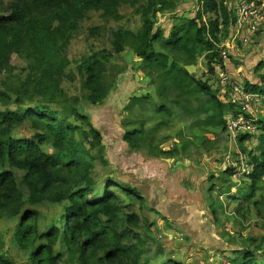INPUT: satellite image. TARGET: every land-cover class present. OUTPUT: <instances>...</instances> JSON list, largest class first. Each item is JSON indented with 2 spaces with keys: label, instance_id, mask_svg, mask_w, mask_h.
I'll return each mask as SVG.
<instances>
[{
  "label": "trees",
  "instance_id": "1",
  "mask_svg": "<svg viewBox=\"0 0 264 264\" xmlns=\"http://www.w3.org/2000/svg\"><path fill=\"white\" fill-rule=\"evenodd\" d=\"M143 1L14 0L11 12L0 15V74L13 77L14 54L28 64L19 86L11 83L9 87V83H5L4 88H0V219L16 221L14 244L30 253L31 264H58L65 254L57 252L54 255L57 243L66 248L70 263L76 260L80 264L95 261L99 264H139L144 255L141 240L138 239L137 244L127 243L128 232L121 230L120 226L123 219L138 225L139 218L135 214H124L130 205L123 206L120 196L112 189L143 201L140 192L107 179L99 193L92 169L93 152L100 151L102 156L104 150L101 131L87 115L77 110L68 114L64 109L58 110L50 105L59 106L61 101H67L61 88V76L69 63L65 51L80 22L90 12L101 13L106 21H119L122 19L121 6L136 8L138 5L143 10L142 29L137 34L122 29L114 33L116 53L123 52L125 45L133 47L136 55L156 72L161 85L160 97L169 100L171 94L176 95L171 104L197 117L203 126L222 127L226 132V115L237 116L239 113L236 104L223 102L218 90H213L196 73L187 70L189 66L196 67L203 57L211 73L215 63L226 69L221 57L223 49L219 46L230 37L231 27L234 28L239 21L236 9L239 0H198L195 17L177 16L169 36L162 29H155L153 17L159 12L174 11L177 3L184 0H148L146 7L141 5ZM263 31L264 23L252 38L257 46H260L258 36ZM97 32L98 29L93 28L91 34ZM106 60L105 56L94 54L83 58L79 66L83 87L89 91L86 100L94 107L105 102L111 93V86L104 83ZM219 83L224 87L232 85L230 79L225 84L220 80ZM245 89L264 94V86L249 81L245 83ZM156 112L170 117L173 109L163 103ZM200 114L205 116L200 118ZM23 125L30 126L31 138L15 135ZM257 125L259 145L248 151L254 166L249 175L251 198L257 182L264 177V118L259 119ZM144 134L143 129L127 131L123 141L131 151L141 149L147 144L145 138L141 144ZM252 136L243 134L238 137L241 153L247 152L245 143L251 141ZM46 146L52 152L45 150ZM156 150L157 155L171 159L181 156L177 149ZM11 169L24 173L27 198ZM226 171L231 175L234 173L232 168ZM45 202L65 203V213L60 225L54 224L41 232L37 225L39 211L27 209L26 204L35 207ZM224 254L226 260L222 264H264V252L255 254L243 249L225 251ZM0 264L12 263L0 255ZM167 264L181 263L172 260Z\"/></svg>",
  "mask_w": 264,
  "mask_h": 264
},
{
  "label": "rangeland",
  "instance_id": "2",
  "mask_svg": "<svg viewBox=\"0 0 264 264\" xmlns=\"http://www.w3.org/2000/svg\"><path fill=\"white\" fill-rule=\"evenodd\" d=\"M147 1L144 0L141 5L146 7ZM197 1H180L174 11L157 13L153 17L155 29L160 28L165 31L166 36H169L177 16L195 17L199 8ZM259 1L261 0H254L249 4L253 12L256 11ZM13 3L14 0H0V15H8ZM240 4L247 5L244 0H241ZM120 14L121 20L106 21L101 13L90 12L88 17L80 22L65 51L69 63L64 69V75L61 76V88L67 101H61L59 106L50 105L58 110L64 109L68 114L77 110L87 115L91 123L101 131L104 150L102 156L100 151L93 152L95 160L92 169V178L97 183L99 193L103 190L107 179L131 188L136 187L141 192L143 201L132 199L120 190L112 189L120 196L123 206L130 205L126 207L124 214H135L139 218L138 225L128 223L126 219H123L120 225L121 230L126 229L128 232L127 243L137 244L138 239L142 242L144 255L139 264H167L172 260L181 264H222L226 260L225 251L247 249L255 254L259 252L262 254L264 252L262 251L264 249V177L257 182L255 194L251 198L252 180L249 175L254 171V166L248 155L249 150L259 145L257 137L260 133L259 126L255 131L257 133L252 134L251 141L245 143L248 150L243 156L249 171L243 173L237 154L240 152L238 140H233L222 127L199 124L197 117L190 116L171 104L170 101L176 95L171 94L169 100L160 97L161 85L156 79V72L136 55L134 48L129 44L125 45L123 52L116 53L113 46L114 33L122 29L137 34L142 29L144 20L143 10L138 5L136 8L123 5ZM93 28L98 29L95 35L91 34ZM231 29L230 37L225 38L219 46L230 56L226 60V69L221 71L215 63L214 72L211 73L204 57L200 58L197 66L191 69L192 73H196L203 81L210 84L213 90H218L219 98L225 103H233V86H221L219 80L223 83L227 78L233 84L237 78H242L252 84H264V31L258 36L260 46H257L252 39L249 45L240 44L246 33L244 26L237 23ZM255 32L251 31L250 34L254 35ZM157 48L160 50V46ZM245 50L248 52L245 53ZM94 54L107 58L104 83L111 86L108 99L96 107L87 102L86 96L89 91L83 87L84 80L79 73L82 59ZM259 61L258 69L255 63ZM12 65L15 68L13 77L10 78L6 73L0 74V88H4L5 83H9V87L11 83L19 86L20 80L25 76L28 66L25 60L14 54ZM133 98L139 100L135 101ZM75 100L77 102H74ZM262 101L256 104L255 120L264 118V100ZM163 103L172 107L173 112L170 117L156 112ZM237 109L239 110L237 116L229 113L226 115L227 122L243 114L239 107ZM204 116L200 114V118ZM71 117L74 115L71 114ZM135 129L144 130L141 144L143 145L144 138L147 144L141 149L131 151L127 149L123 136L127 131ZM15 135L31 138L32 130L29 125H23L18 128ZM137 138L138 136H135V139ZM156 148H162L164 151L177 149L181 156L175 158L180 165L174 166L173 163V167L185 171L191 165L196 171L194 178L190 180L187 178L186 182L182 176L177 179L178 184L174 191L176 199H183L184 207L194 206L193 212L201 214L202 226H182L183 224L173 218L171 206L173 202L164 200L153 185H146L144 180H141L146 178L145 176L150 178L152 175L149 171L145 174L146 170L142 168L147 157L162 160L168 158L157 155ZM45 150L52 152L49 146H46ZM157 161L161 166H165L162 164L165 162L161 160H154V163L157 164ZM227 164H231V167L239 172L237 178L226 171L229 168ZM140 168L144 170V177L137 173ZM133 169H135L132 171L134 173L128 176V171ZM11 171L15 173L17 184L27 198L24 173L15 169ZM165 176L161 177L162 180H165ZM192 180L193 183L188 186L187 184ZM162 184L164 183H160L159 187H162ZM149 189L153 190L152 193ZM145 197L148 198L147 201ZM188 197L190 200L186 202ZM65 205V203L45 202L35 207L26 204V208L39 211L37 225L42 232L54 224L60 225L65 213ZM15 226V220L0 219V255L5 256L12 264H31L30 253L14 244ZM212 241L217 242L218 245H212ZM54 252V255L57 252L65 254V258L63 257L58 264H80L76 260L70 263L66 248L60 243L54 246ZM262 260L263 257L258 262L261 263ZM92 264L99 263L95 261Z\"/></svg>",
  "mask_w": 264,
  "mask_h": 264
},
{
  "label": "built area",
  "instance_id": "3",
  "mask_svg": "<svg viewBox=\"0 0 264 264\" xmlns=\"http://www.w3.org/2000/svg\"><path fill=\"white\" fill-rule=\"evenodd\" d=\"M237 3L236 9L238 10V16L239 21L238 24L240 26H244L246 28L245 37L242 40V43H248L251 41L254 35L250 34L251 31H256L257 26H262L264 23V0L259 1L257 4L258 7L256 8V11L253 12V8L250 7V3L254 2V0H244L247 5H242ZM229 54L227 52H221V57L223 59V62L225 66L227 65L226 60L228 58ZM218 68L223 71L222 64L218 63ZM222 75H225L222 73ZM229 79L225 78L223 84H225ZM245 81L241 78H237L235 82H233V93H234V99L233 104L238 103L237 105L243 112V114H240L237 119L235 120H229L227 122V131L228 134L231 136L233 140H238V137H240L243 134H255L257 132V121L255 120L256 115V104L264 100V94H258V93H251L246 91L245 89ZM264 86V84L262 85ZM263 102V101H262ZM239 155V162H240V168L242 169L243 173H247L249 169L245 166L244 163V156L243 153L237 152ZM226 165V164H224ZM229 168H232L231 164H227ZM227 168V167H226ZM233 176L235 175V178L239 176V172L236 171L235 168Z\"/></svg>",
  "mask_w": 264,
  "mask_h": 264
},
{
  "label": "crops",
  "instance_id": "4",
  "mask_svg": "<svg viewBox=\"0 0 264 264\" xmlns=\"http://www.w3.org/2000/svg\"><path fill=\"white\" fill-rule=\"evenodd\" d=\"M126 147H127V149L129 148V146L127 144H126ZM147 158L148 159L144 162V166H142V168H144L146 170L145 174L149 171V172H151L152 175L150 178H148L147 176L143 175L144 170H142V168H140L139 170H137V173L142 174L141 177H144V176L146 177V178H142L141 180H144V183L146 185H153L155 187V189L157 191H159L158 194L164 200H166L167 202H169V201L173 202L171 205L172 210H173V212H172L173 218L174 219L176 218L180 222L181 225L183 224L182 226H202L203 224L201 223L202 222L201 221V218H202L201 214H196L195 212H193L192 208H195L194 206L188 205L189 207H187V206L184 207L182 205L183 199H178V198L176 199L175 198L176 192L174 191V188H176L177 184H178L177 179H179L181 176L184 177V182L188 181L187 178H189V180H190V178H194V172H196V171H194V168H192V166L190 165L189 168L185 171L184 170H177V168L175 169V167H173V163H175L174 166L180 165V164H178L179 162L176 159L169 161V159H171V158H167V159H163V160L161 158H159V159L152 158V157H147ZM154 160H161L162 162H165V163H162L165 166L163 167L160 164H158V161H157V164H155ZM149 161H151V163ZM184 163H186V160ZM171 168H173V169H171ZM151 169L154 171H152ZM223 169H225V166H223ZM132 171H135V169L129 170L127 175L130 176L131 173H134ZM181 171H183V172H181ZM182 174H184V175H182ZM164 175H166L167 177L165 176V180H162L161 177H163ZM166 180H167V182H166ZM160 183H164V184H162V187H159ZM192 183H193V180L191 183H188L187 185L190 186ZM132 188H136V187H132ZM152 191L153 190H150L151 193H152ZM140 194H141V192H140ZM183 195H184V193H183ZM142 198H143V196H142ZM174 199H175V201H174ZM147 200H148V198L145 197V201H147ZM189 200L190 199L188 197V199H186V202H188ZM174 219H173V221H175ZM179 222H177V223H179ZM216 243L217 242L212 241V245H218ZM216 249H217V247L215 248V250Z\"/></svg>",
  "mask_w": 264,
  "mask_h": 264
},
{
  "label": "water",
  "instance_id": "5",
  "mask_svg": "<svg viewBox=\"0 0 264 264\" xmlns=\"http://www.w3.org/2000/svg\"><path fill=\"white\" fill-rule=\"evenodd\" d=\"M194 66H189V67H187V70L189 71V72H192L191 71V69L193 68ZM173 159H170L169 161H172ZM178 164H180V162L178 163Z\"/></svg>",
  "mask_w": 264,
  "mask_h": 264
},
{
  "label": "flooded vegetation",
  "instance_id": "6",
  "mask_svg": "<svg viewBox=\"0 0 264 264\" xmlns=\"http://www.w3.org/2000/svg\"><path fill=\"white\" fill-rule=\"evenodd\" d=\"M179 162V161H178Z\"/></svg>",
  "mask_w": 264,
  "mask_h": 264
}]
</instances>
